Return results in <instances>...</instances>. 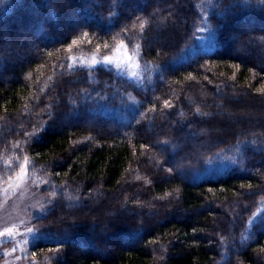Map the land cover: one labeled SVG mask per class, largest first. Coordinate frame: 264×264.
<instances>
[{"label": "trees", "instance_id": "16d2710c", "mask_svg": "<svg viewBox=\"0 0 264 264\" xmlns=\"http://www.w3.org/2000/svg\"><path fill=\"white\" fill-rule=\"evenodd\" d=\"M20 171L39 264H264V0H0L1 182Z\"/></svg>", "mask_w": 264, "mask_h": 264}, {"label": "rangeland", "instance_id": "374dc122", "mask_svg": "<svg viewBox=\"0 0 264 264\" xmlns=\"http://www.w3.org/2000/svg\"><path fill=\"white\" fill-rule=\"evenodd\" d=\"M247 53L244 55L248 56ZM109 62L120 68L128 69L133 75L135 74L137 68L135 61L132 60L129 54L120 49ZM243 99V103L247 105V98L243 97ZM260 108V105H255L252 109L247 107L240 110V113L245 111V114L240 116H234L233 114V117L231 113H224L225 117L221 120L227 124H236L237 118H241V120L245 118L244 120L248 119L247 121L256 124L259 122ZM254 111L257 113L253 114ZM64 124H68L67 120H64ZM1 181L0 233H3V235L0 236V264H39L30 255L29 246L31 239L36 233L35 221L44 215L48 200L30 182L28 173L25 171H20L17 175L9 179L8 182ZM112 212L110 215L108 213L105 216V219H109V222L113 221L121 213ZM102 228L108 230L109 225L102 223ZM101 251H108V248L106 246L102 247Z\"/></svg>", "mask_w": 264, "mask_h": 264}, {"label": "snow or ice", "instance_id": "6c2138e0", "mask_svg": "<svg viewBox=\"0 0 264 264\" xmlns=\"http://www.w3.org/2000/svg\"><path fill=\"white\" fill-rule=\"evenodd\" d=\"M76 43H77V41L74 40L72 42V45H75ZM69 51H71V46L69 47ZM165 106L167 107V104ZM2 235H3V233H0V236H2Z\"/></svg>", "mask_w": 264, "mask_h": 264}]
</instances>
